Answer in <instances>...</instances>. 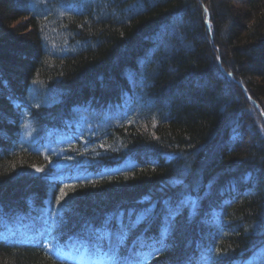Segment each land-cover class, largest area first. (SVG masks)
Here are the masks:
<instances>
[{
    "label": "trees",
    "instance_id": "1",
    "mask_svg": "<svg viewBox=\"0 0 264 264\" xmlns=\"http://www.w3.org/2000/svg\"><path fill=\"white\" fill-rule=\"evenodd\" d=\"M0 32V264H83L50 213L167 228L142 264H264V0H0Z\"/></svg>",
    "mask_w": 264,
    "mask_h": 264
},
{
    "label": "snow or ice",
    "instance_id": "2",
    "mask_svg": "<svg viewBox=\"0 0 264 264\" xmlns=\"http://www.w3.org/2000/svg\"><path fill=\"white\" fill-rule=\"evenodd\" d=\"M231 76V73H228ZM71 159V157H69ZM35 167V166H34ZM36 171H42L40 168H36ZM70 187L65 185V188ZM68 193L62 188L60 190L59 196L56 198V204L61 205ZM191 202V201H189ZM183 203V201H182ZM58 214L50 213L53 217V224L56 225L55 228H50L48 231V236L45 238L44 247L50 251H55L57 256L65 257L67 256L69 260H82L83 255L81 252L87 254V256L92 258H98L99 260H107L111 264H142L146 262L148 258L153 254V251H148L145 254L142 250L152 249L155 252L164 250L166 245L164 240L168 236V229H163L160 232V238L152 242L147 240H141L139 236L136 237L134 245L131 249L127 247V241L129 236L135 231V228L139 226V223L143 222L139 214L134 213V218L128 225H125L122 220L117 221L116 229L113 230L111 227L112 220H106L101 225H92L88 228L89 235L82 237H68L64 240L63 232H61L60 224L63 223L62 218L56 219ZM42 235V233H40ZM159 245V248L156 247ZM69 247L70 251L65 252L64 248ZM264 251V248L258 250ZM126 253V254H122ZM227 252L216 249L208 250L202 253L200 256V261L203 264H218L219 258L226 256ZM257 259L256 253L253 254ZM139 257V259H138ZM92 264H96V260L92 259Z\"/></svg>",
    "mask_w": 264,
    "mask_h": 264
},
{
    "label": "rangeland",
    "instance_id": "3",
    "mask_svg": "<svg viewBox=\"0 0 264 264\" xmlns=\"http://www.w3.org/2000/svg\"><path fill=\"white\" fill-rule=\"evenodd\" d=\"M24 24V22H23V20H19V21H17L14 25H13V29L15 30V29H18V28H20V26L21 25H23ZM12 30V29H11ZM3 32V31H2ZM2 32H0V33H2ZM8 32H10V31H8ZM112 114H106L105 116H102L100 119H98L97 117L96 118H94V116L93 117H86L85 119H84V122H85V124H84V126H83V129L84 130H89V131H94L96 128L98 129L99 128V126H101V125H103V124H107L108 122H110L111 121V118H112ZM83 125V124H82ZM80 130H82V128H80ZM66 144V142H61L60 143V145H59V147H58V149H60L62 146H64ZM56 150H58L57 148H55ZM49 218H47V220H48ZM9 228H11V230H14V229H17L18 231H21V232H23V227H22V224H20L18 227H16V226H9ZM70 250H67V251H65V252H69ZM80 255H82L81 253H80ZM84 256V255H83ZM62 258H68L67 256H65V257H62ZM77 261V260H76ZM78 261H81V262H83V263H86V264H88V263H90V259H89V257H86V256H84V259H82V260H78Z\"/></svg>",
    "mask_w": 264,
    "mask_h": 264
},
{
    "label": "water",
    "instance_id": "4",
    "mask_svg": "<svg viewBox=\"0 0 264 264\" xmlns=\"http://www.w3.org/2000/svg\"><path fill=\"white\" fill-rule=\"evenodd\" d=\"M208 26H209V23H208Z\"/></svg>",
    "mask_w": 264,
    "mask_h": 264
}]
</instances>
